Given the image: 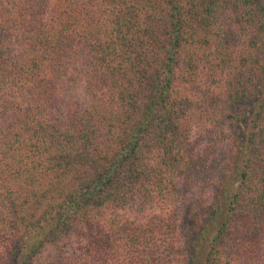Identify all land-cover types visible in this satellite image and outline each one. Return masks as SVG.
<instances>
[{
	"label": "trees",
	"instance_id": "obj_1",
	"mask_svg": "<svg viewBox=\"0 0 264 264\" xmlns=\"http://www.w3.org/2000/svg\"><path fill=\"white\" fill-rule=\"evenodd\" d=\"M0 264H264V0H0Z\"/></svg>",
	"mask_w": 264,
	"mask_h": 264
},
{
	"label": "rangeland",
	"instance_id": "obj_2",
	"mask_svg": "<svg viewBox=\"0 0 264 264\" xmlns=\"http://www.w3.org/2000/svg\"><path fill=\"white\" fill-rule=\"evenodd\" d=\"M149 211L150 210H148V211H146V212H144V213H142V214H137V215H134V217L135 218H137V221H139V222H143L146 218L145 217H147V216H149L147 213H149ZM150 213H152V211H150ZM131 216L133 215V214H130ZM143 218V219H142Z\"/></svg>",
	"mask_w": 264,
	"mask_h": 264
}]
</instances>
